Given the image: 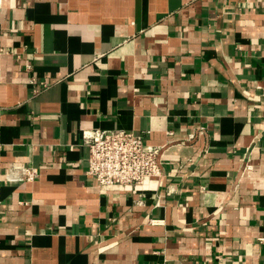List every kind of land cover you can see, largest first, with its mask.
<instances>
[{"label": "crops", "instance_id": "obj_1", "mask_svg": "<svg viewBox=\"0 0 264 264\" xmlns=\"http://www.w3.org/2000/svg\"><path fill=\"white\" fill-rule=\"evenodd\" d=\"M94 128L165 176L98 186ZM0 264H264V0H0Z\"/></svg>", "mask_w": 264, "mask_h": 264}, {"label": "built area", "instance_id": "obj_2", "mask_svg": "<svg viewBox=\"0 0 264 264\" xmlns=\"http://www.w3.org/2000/svg\"><path fill=\"white\" fill-rule=\"evenodd\" d=\"M30 82L34 83L35 78L32 77ZM48 85L44 83V86ZM167 133L174 135L172 130ZM205 134L206 128L201 126L188 133L185 142L196 141ZM84 140L89 147L86 174L100 187L114 184L142 185L148 179L163 178L164 155L176 142L170 139L164 144H152L147 142L144 132L102 128L86 130ZM207 152L208 149L204 148L202 155ZM38 175L39 169L31 164H12L6 179L30 181Z\"/></svg>", "mask_w": 264, "mask_h": 264}]
</instances>
